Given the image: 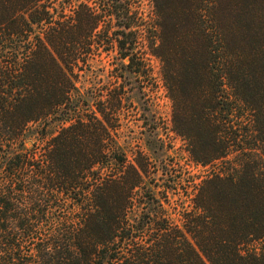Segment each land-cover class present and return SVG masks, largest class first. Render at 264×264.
Wrapping results in <instances>:
<instances>
[{
  "label": "trees",
  "instance_id": "1",
  "mask_svg": "<svg viewBox=\"0 0 264 264\" xmlns=\"http://www.w3.org/2000/svg\"><path fill=\"white\" fill-rule=\"evenodd\" d=\"M146 1L0 0V264H264V0Z\"/></svg>",
  "mask_w": 264,
  "mask_h": 264
},
{
  "label": "rangeland",
  "instance_id": "2",
  "mask_svg": "<svg viewBox=\"0 0 264 264\" xmlns=\"http://www.w3.org/2000/svg\"><path fill=\"white\" fill-rule=\"evenodd\" d=\"M143 4V8L145 10L148 9L147 1L141 0ZM105 61V60H104ZM156 67V66H155ZM156 69V68H155ZM152 102L153 107L152 109L156 113L157 117L160 119V124L163 125V128H166V132L163 131L162 137L168 142L171 143L175 147V149L178 151L180 155L182 154V158L184 157L183 152V144L182 142L175 138L171 132H169L167 129L169 127V104L167 100L164 98V91L161 88L156 89L155 93H152ZM135 102V101H134ZM135 106V103H134ZM129 117H131L133 114H128ZM185 158V157H184Z\"/></svg>",
  "mask_w": 264,
  "mask_h": 264
}]
</instances>
